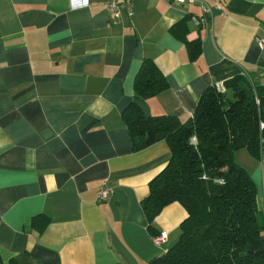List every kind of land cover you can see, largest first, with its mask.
<instances>
[{"label": "crops", "instance_id": "1", "mask_svg": "<svg viewBox=\"0 0 264 264\" xmlns=\"http://www.w3.org/2000/svg\"><path fill=\"white\" fill-rule=\"evenodd\" d=\"M0 0L2 264H150L180 237L167 205L151 227L142 200L170 160L165 141L134 150L123 112L191 117L203 93L264 74V0ZM193 18L204 19L200 25ZM200 43L191 59L188 43ZM152 61L168 87L135 97ZM234 161L264 211V159ZM111 190L105 202L101 188ZM39 227L43 230L39 231ZM167 233L156 247L151 237Z\"/></svg>", "mask_w": 264, "mask_h": 264}, {"label": "trees", "instance_id": "2", "mask_svg": "<svg viewBox=\"0 0 264 264\" xmlns=\"http://www.w3.org/2000/svg\"><path fill=\"white\" fill-rule=\"evenodd\" d=\"M187 51L195 59L200 43H188ZM167 87L155 64L146 61L135 78V97L149 98ZM223 88L224 93L215 85L207 89L183 122L145 117L134 104L123 112L134 150L165 141L171 153L141 202L149 226L171 203L186 212L178 241L150 264H264V211L249 173L233 159L241 149L264 159V74H241Z\"/></svg>", "mask_w": 264, "mask_h": 264}, {"label": "built area", "instance_id": "3", "mask_svg": "<svg viewBox=\"0 0 264 264\" xmlns=\"http://www.w3.org/2000/svg\"><path fill=\"white\" fill-rule=\"evenodd\" d=\"M198 1L199 0H174L175 4H178V5H189V4H194ZM118 3L124 4L125 0H107L104 5L109 12L114 13L117 16L119 14L118 11H116V6ZM193 21L195 24L200 25L205 20L193 18ZM257 43L260 47H262V45H264V40L257 39ZM215 86L217 87L219 92L224 93L225 90H224L222 84L219 83V84H216ZM190 141H191V143H195L194 138H191ZM110 196H111V190L106 188V187L101 188L97 192V200L99 202L107 201L110 198ZM151 241L156 247H160L166 243L167 233L162 231V232L158 233L157 235L152 236Z\"/></svg>", "mask_w": 264, "mask_h": 264}, {"label": "rangeland", "instance_id": "4", "mask_svg": "<svg viewBox=\"0 0 264 264\" xmlns=\"http://www.w3.org/2000/svg\"><path fill=\"white\" fill-rule=\"evenodd\" d=\"M221 93V92H220Z\"/></svg>", "mask_w": 264, "mask_h": 264}]
</instances>
